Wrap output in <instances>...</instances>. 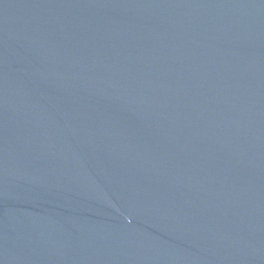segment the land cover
<instances>
[{"label": "water", "instance_id": "obj_1", "mask_svg": "<svg viewBox=\"0 0 264 264\" xmlns=\"http://www.w3.org/2000/svg\"><path fill=\"white\" fill-rule=\"evenodd\" d=\"M0 264H264V0H0Z\"/></svg>", "mask_w": 264, "mask_h": 264}]
</instances>
